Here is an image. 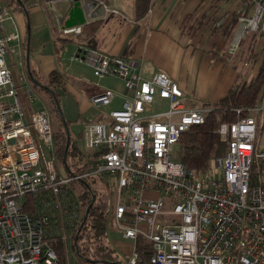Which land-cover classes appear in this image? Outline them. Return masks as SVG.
I'll return each mask as SVG.
<instances>
[{
	"label": "built area",
	"instance_id": "1",
	"mask_svg": "<svg viewBox=\"0 0 264 264\" xmlns=\"http://www.w3.org/2000/svg\"><path fill=\"white\" fill-rule=\"evenodd\" d=\"M44 1L55 10L61 0ZM80 1L88 20L96 14L124 16L105 0ZM209 3L202 0L199 10ZM237 13L230 60L251 34L256 40L251 54L264 51V0H223L215 24ZM10 14L0 1V264H79L72 250L80 255L85 212L72 183L94 177L115 182L112 222L123 239L133 241L128 264H264V89L245 116L219 125L228 143L225 154L214 158L219 174L198 172L172 155L181 134L203 123L209 108L186 107L182 90L164 72L144 79L134 60L80 45L70 59L90 65L97 78L119 77L125 91L105 89L89 98L94 106L109 105L115 97L122 102L108 119L82 125L78 149L89 151L86 167L62 176L49 110L33 108L27 77L14 72L12 57L20 59L22 51L12 43L18 34L4 32ZM81 27L60 26L59 32L76 35ZM163 100L165 110L150 112ZM165 197L175 203L171 212L162 210ZM167 213L172 223L157 221ZM138 239L145 244L136 246Z\"/></svg>",
	"mask_w": 264,
	"mask_h": 264
},
{
	"label": "crops",
	"instance_id": "2",
	"mask_svg": "<svg viewBox=\"0 0 264 264\" xmlns=\"http://www.w3.org/2000/svg\"><path fill=\"white\" fill-rule=\"evenodd\" d=\"M20 1L21 3L15 0L14 4H10L13 8L17 4L21 8L17 9L20 12L13 11L14 16L10 14L11 17L3 22L5 33L18 34L19 37V41L12 43L19 44L23 65L19 64L21 58L13 55L14 72L16 74L18 71L22 72L19 74L24 73L25 77L30 78L28 76L30 66L41 79H45L53 70L61 73L65 83L63 90L58 92L59 111L65 121L69 140L74 131L76 137L71 135V140L79 148L78 133L82 125L102 122L108 119L111 109L121 106L122 98L115 97L109 105H103L107 113H96L95 116H91L93 121L87 120V114L93 110L92 108L101 107L92 105L89 98L105 89L116 90L112 88L111 77L114 76L97 78L93 75L95 79H89L87 71L91 66L70 59L81 45L75 42L67 43L58 62L53 37L55 29L58 30L60 26L67 27L64 22L69 19L73 1H64L66 5L63 8L57 3L55 10H50L41 0ZM105 1L109 3L108 0ZM201 1L151 0L152 13L141 20H134L133 13L131 17L125 16L122 11L123 17L109 15L103 18L96 14L94 19L88 20L102 19V24L95 35L94 46L96 50L105 54L120 55L125 59L134 60L136 71L144 79H151L159 72L166 73L182 90L186 107H199L196 106L198 101L202 103L218 101L228 94L234 83L245 80L250 70L256 73L257 63L247 64L249 59L245 60L249 57V49H254L256 40L254 35H248L242 43V50L230 60L227 49L233 33L226 38L219 30H213L209 22L207 23V20H210V8L204 7L201 12L199 10L202 7V4H199ZM7 7L9 8V5ZM83 14L86 17V11L83 10ZM187 14H199L197 17H200L201 21L197 22L193 17L192 24H187L184 28L182 22ZM69 44L73 45V49ZM74 63L80 64L77 66ZM80 70L83 72H79ZM116 91L123 93L125 88ZM62 97L67 100L66 117L60 107ZM192 101H195V104H192ZM160 104V107L166 105L167 108L166 100ZM88 154L89 151L83 152V155Z\"/></svg>",
	"mask_w": 264,
	"mask_h": 264
},
{
	"label": "trees",
	"instance_id": "3",
	"mask_svg": "<svg viewBox=\"0 0 264 264\" xmlns=\"http://www.w3.org/2000/svg\"><path fill=\"white\" fill-rule=\"evenodd\" d=\"M6 5L14 4L15 0H0ZM45 4L44 0H41ZM70 2V1H69ZM223 0H210L208 9L210 8L209 25L211 28L219 30L226 38H229L236 27V16H229L222 25L215 24L217 9ZM151 6V0H133V19L141 20L147 15V11ZM70 8V7H69ZM14 9H21L17 4ZM48 10V9H46ZM207 11V10H206ZM195 15V14H194ZM193 14H187L182 22L185 25L192 24L193 17L197 22H200V17ZM197 17V19H196ZM102 24V19L97 18L88 22H84L81 32L75 36L62 35L59 29H55L53 44L58 62L63 48L69 42H75L77 45H85L96 49L94 46L95 35ZM249 49V63H257L256 73L250 80H238L229 90L228 94L214 102H203L202 105L209 108L205 114V120L201 124L193 125L181 134L179 141L175 144L177 152L176 159L190 169H196L198 172H204L210 167L211 160L217 156L225 154L228 143H226L218 134V127L222 122H233L240 117L246 115V108L250 107L256 100L259 93L264 89V52L251 54ZM251 65V66H252ZM30 78L35 85H38L48 96L51 109L59 114V91L64 88V80L56 70L51 71L46 75L45 79L37 77L34 70L29 66ZM29 76V75H28ZM237 109H241L237 113ZM61 115V113H60ZM62 117V116H61ZM67 129L65 121L62 118L61 126L53 131V140L55 146V154L58 161L66 165L70 173L82 172L86 167L88 155H83L75 142H68V150L65 156V144ZM88 179L74 181L72 186L77 189L83 211H86L88 205L91 204L88 214L81 226L78 234L79 254L82 258H87L86 261L108 262L116 258L114 248L107 241L106 225L110 220L108 227H113V199L111 203L105 201L101 197L102 190L91 186ZM80 183H82L80 185ZM93 196L95 199L93 201ZM57 254L60 262H62V246L57 243Z\"/></svg>",
	"mask_w": 264,
	"mask_h": 264
},
{
	"label": "rangeland",
	"instance_id": "4",
	"mask_svg": "<svg viewBox=\"0 0 264 264\" xmlns=\"http://www.w3.org/2000/svg\"><path fill=\"white\" fill-rule=\"evenodd\" d=\"M108 1H109L110 5H112L116 9H119L120 11H122L125 16L131 17L132 12H133L132 0H108ZM187 1L191 2L193 0H187ZM81 4L83 7V10L85 11L86 7H85L84 3H81ZM65 5H66V3L63 0L58 2V6L61 8H63ZM10 6L11 5H9V8L11 9V15L12 16H14V13L16 11L20 12L19 10L14 9L13 7H10ZM13 11H15V12H13ZM85 19L88 20V17H85ZM14 22L17 24L15 19H14ZM8 24L9 25L11 24L10 21H8ZM209 26H211V24ZM68 36H71V35H68ZM69 45L71 46L70 48L73 49V45L72 44H69ZM65 53H67V51H65ZM241 62H243V61H241ZM74 64L79 66L78 64H80V63H74ZM247 64H250V63H247ZM254 64H256V63H254ZM83 66H85V65H83ZM241 67H243V65ZM79 72H83V70H80ZM87 75L89 76L88 77L89 79H92V80L95 79V77L92 74L91 68L88 69ZM253 75H254L253 71L250 70L246 80L247 81L250 80V78ZM111 76H113V75H111ZM111 81L113 82L112 88H114L116 90H120V91H122L124 89L123 81L120 78H118L117 76L111 77ZM26 82L31 87L33 94L35 95V100L32 102L33 107L35 109H38V108L43 107V105H46L47 108L49 109V120H50L51 128L53 131L57 130V128H59L61 126V121H62V117L60 115V112H59V114H56V112H54L51 109V107H50L51 105H50L47 94L38 85H35L33 83V81L31 80V78H27ZM60 101H61L60 107L63 111L64 116L66 117L67 100L65 97H62ZM192 104H195V101H192ZM196 106L205 107L204 105H202V101L196 102ZM165 108H166V105H162L159 108H152L150 112L165 110ZM92 109L93 110L90 111L89 114H87V120H89V121H93V117H91V116H95L96 113H99V112L100 113L101 112L107 113V111H105L106 110L105 107H103V106L99 107V109H95V108H92ZM172 119L176 120L177 117L174 116ZM71 135L73 137H76L74 131L71 133ZM82 142L83 141L80 139L79 144H82ZM260 144H261V146H264V117H263V127L261 129V134H260ZM176 154H177V152H176V150H174V153L172 155L173 156L172 160L174 162L177 160ZM55 166H56V169L60 175L67 176L69 174V171L67 170V168L63 162L57 161L55 163ZM207 170L213 171V173H215V174H219V172H220V170L217 168V166L214 163V159L211 160L210 167ZM88 182L91 183L92 187L100 188L102 190L101 197H104L105 201H107L108 203H111V200L115 198V193H114L115 182L114 181H110V179H106V181H102L100 178L94 177L93 179H89ZM81 184L82 183H80V185ZM174 205H175V203L172 201V199L170 197H165L162 210L165 212H171L174 208ZM157 221H159L160 223H164V224L172 223V221L170 220V217H169V213H167L163 217H158ZM109 224H110V220L107 222V225H106L107 241L114 248L116 258L112 259L108 262H98V261H92V260L86 261L87 258H85V257L82 258L80 255L76 254L75 248H73V250H72L73 258L79 264H128L127 258L129 256L131 248L133 247V241L123 239L121 237V235L119 234V232L114 227V225H113V227H108ZM143 244H145V241L142 239H138L135 242L136 246L143 245Z\"/></svg>",
	"mask_w": 264,
	"mask_h": 264
},
{
	"label": "water",
	"instance_id": "5",
	"mask_svg": "<svg viewBox=\"0 0 264 264\" xmlns=\"http://www.w3.org/2000/svg\"><path fill=\"white\" fill-rule=\"evenodd\" d=\"M19 3H21L20 0H18ZM73 9L70 10L69 12V19H67L65 22H64V25L67 26V27H72L74 25H77V24H83L84 21H85V17H84V14H83V8L81 7V1L80 0H73ZM27 66H28V62H27ZM29 73V71H28ZM30 76V74H29ZM61 112V111H59ZM68 142H69V133L67 132V141H66V144H65V156H66V153H67V150H68ZM95 199V196H93V201ZM91 204L88 205V207L86 208V211H85V216H84V219L86 218L87 214H88V211H89V208H90Z\"/></svg>",
	"mask_w": 264,
	"mask_h": 264
},
{
	"label": "bare ground",
	"instance_id": "6",
	"mask_svg": "<svg viewBox=\"0 0 264 264\" xmlns=\"http://www.w3.org/2000/svg\"><path fill=\"white\" fill-rule=\"evenodd\" d=\"M233 33H234V31H233Z\"/></svg>",
	"mask_w": 264,
	"mask_h": 264
}]
</instances>
